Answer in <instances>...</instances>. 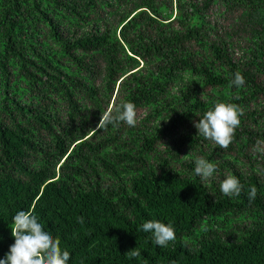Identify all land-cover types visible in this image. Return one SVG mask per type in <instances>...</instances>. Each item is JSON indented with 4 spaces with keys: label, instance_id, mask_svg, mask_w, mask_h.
I'll return each instance as SVG.
<instances>
[{
    "label": "trees",
    "instance_id": "trees-1",
    "mask_svg": "<svg viewBox=\"0 0 264 264\" xmlns=\"http://www.w3.org/2000/svg\"><path fill=\"white\" fill-rule=\"evenodd\" d=\"M123 102L136 126L97 130ZM217 102L244 110L227 149L194 127ZM258 140L264 0H0V259L24 210L68 264H264ZM198 156L217 167L208 181ZM228 174L238 197L220 191ZM148 220L176 240L157 246Z\"/></svg>",
    "mask_w": 264,
    "mask_h": 264
},
{
    "label": "clouds",
    "instance_id": "clouds-1",
    "mask_svg": "<svg viewBox=\"0 0 264 264\" xmlns=\"http://www.w3.org/2000/svg\"><path fill=\"white\" fill-rule=\"evenodd\" d=\"M245 83L243 75L237 71L231 81V85L237 88ZM244 110L238 105L225 102H217L194 121L197 134L206 140L213 142L222 149H227L233 142L235 130L240 126ZM121 122L129 127L137 124L136 106L131 102L112 105L101 114L97 130H105L109 125L118 126ZM253 154L264 156V141L258 140L253 146ZM195 174L202 181L213 178L217 167L204 157H196ZM220 191L228 197L241 195L243 185L240 180L231 174L220 181ZM249 201L257 196L255 186L247 191ZM11 236L14 243L9 246L5 258L0 259V264H68L71 254L68 250H62L60 240L53 237L44 226L38 222L33 211L20 210L12 217ZM145 233L151 232L155 244L159 247H167L169 242L176 240L174 227L170 223L159 220H148L140 226ZM126 255L129 258H138L141 252L137 248L130 249Z\"/></svg>",
    "mask_w": 264,
    "mask_h": 264
},
{
    "label": "rangeland",
    "instance_id": "rangeland-1",
    "mask_svg": "<svg viewBox=\"0 0 264 264\" xmlns=\"http://www.w3.org/2000/svg\"><path fill=\"white\" fill-rule=\"evenodd\" d=\"M141 111H139V115H140Z\"/></svg>",
    "mask_w": 264,
    "mask_h": 264
}]
</instances>
